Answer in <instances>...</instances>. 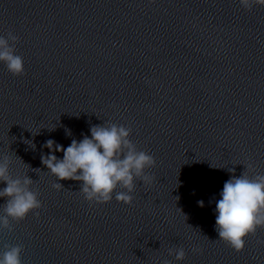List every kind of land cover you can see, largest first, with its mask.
<instances>
[{"label":"water","instance_id":"water-1","mask_svg":"<svg viewBox=\"0 0 264 264\" xmlns=\"http://www.w3.org/2000/svg\"><path fill=\"white\" fill-rule=\"evenodd\" d=\"M9 32L24 71L0 62V156L33 180L42 207L0 229V251L21 245L22 264H264V226L236 251L214 213L230 175L264 173V6L0 0V35ZM104 122L131 128L155 159L131 204L115 193L90 202L80 181H56L41 163L47 139L66 147Z\"/></svg>","mask_w":264,"mask_h":264},{"label":"clouds","instance_id":"clouds-1","mask_svg":"<svg viewBox=\"0 0 264 264\" xmlns=\"http://www.w3.org/2000/svg\"><path fill=\"white\" fill-rule=\"evenodd\" d=\"M238 2L245 9H250L253 4L264 6V0ZM17 40L18 37L11 32L7 36L0 35V62L14 75L24 71L23 58L15 51ZM64 131L67 137L73 135L67 126H64ZM89 132L90 135H82L79 140L72 138L66 147L52 138L47 139L42 148H47L48 153L41 155V163L56 177V181H80V191L90 202H109L115 193L117 201L131 204L137 179L151 183L152 178L145 169L155 165L154 157L138 150L129 139L131 128L123 124L104 122L92 125ZM32 147L35 148V145ZM58 152L63 153L62 157L56 155ZM10 164L9 156H0V184L3 185L0 187V198L4 199V203L0 204V229L8 230L12 229L11 220H23L30 211L42 207L38 191L31 187L33 180L27 174L14 177ZM247 167L251 169L253 165ZM228 171L234 173L235 169L229 168ZM53 187L63 186L57 182ZM118 187L120 191H116ZM197 204L203 207L204 200H197ZM214 213L219 239L236 251L242 250L245 238L257 227L264 226V173L248 175L244 170L239 176L230 175L219 192V199L215 201ZM167 251L178 261L185 257L183 247ZM21 252V245L6 246L0 251V264H22ZM160 264L171 262L164 259Z\"/></svg>","mask_w":264,"mask_h":264}]
</instances>
